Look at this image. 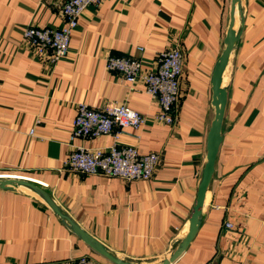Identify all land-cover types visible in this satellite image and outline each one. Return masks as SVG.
<instances>
[{
    "label": "crops",
    "instance_id": "1",
    "mask_svg": "<svg viewBox=\"0 0 264 264\" xmlns=\"http://www.w3.org/2000/svg\"><path fill=\"white\" fill-rule=\"evenodd\" d=\"M65 0H0V177L36 182L81 228L122 259L157 264L187 235L207 162L216 110L214 69L226 48L233 0H103L89 5L57 62L24 36L59 27ZM244 26L223 73L222 141L200 226L171 264H264V0H242ZM239 26L238 13L236 24ZM184 56L173 125L143 82L129 91L107 68L111 55L157 65L160 51ZM144 47L140 50L139 47ZM126 105L146 116L117 142L158 152L149 180L68 170L74 146L107 148L111 135L71 140L77 104ZM0 188V264H64L90 256L116 264L81 238L38 193ZM225 222L234 224L232 229Z\"/></svg>",
    "mask_w": 264,
    "mask_h": 264
},
{
    "label": "built area",
    "instance_id": "2",
    "mask_svg": "<svg viewBox=\"0 0 264 264\" xmlns=\"http://www.w3.org/2000/svg\"><path fill=\"white\" fill-rule=\"evenodd\" d=\"M103 0H65L62 7L63 24L59 27L26 26L25 38L40 51L51 50V60L57 62L68 55L71 34L78 26V20L89 5L99 6ZM144 50V47H139ZM157 65L145 68L141 58L111 55L107 68L119 73L133 92L135 84L141 81L147 94L157 100L160 110L155 114L158 123L173 125L176 121V108L180 95V82L183 74L184 56L179 46H170L159 52ZM146 122V116L126 105L106 102L101 106L88 103L77 104L71 140L111 135L114 144L107 148H85L74 146L66 168L85 174H100L132 180H149L158 167V152L141 153L133 145H120L117 140L126 128L138 129ZM224 227L232 229L234 224L225 222ZM64 264H100L96 259L84 255L73 258Z\"/></svg>",
    "mask_w": 264,
    "mask_h": 264
},
{
    "label": "water",
    "instance_id": "3",
    "mask_svg": "<svg viewBox=\"0 0 264 264\" xmlns=\"http://www.w3.org/2000/svg\"><path fill=\"white\" fill-rule=\"evenodd\" d=\"M233 19L232 24H236V12L239 16V26L237 29H234L230 26L227 38H226V48L223 51V54L219 58L213 74L214 87H215V96H214V106L216 114L210 128L208 136V154L207 162L204 166L200 185L198 188L197 198L195 200L194 206L192 208V213L190 217L189 231L187 235L180 241L177 248L171 253L170 257L163 259L160 263L157 264H171L175 261L181 253L187 248L193 237L195 236L201 220H202V210L204 206V201L208 187L212 180L217 154L219 147L222 141V127L225 115V108L227 103V90L225 87H222V78L223 73L228 63L229 56L231 52L236 47L239 42L243 26H244V11L242 7V0H233ZM25 187L38 194H40L54 209V211L59 214L64 220L68 222L70 228L74 230L81 238H83L92 248H94L99 253L107 256L116 264H146L142 262H133L130 260L122 259L115 255L109 248H107L102 242L95 239L83 228H81L74 220H72L50 197L48 192H46L42 186L25 178H16V177H0V188H17Z\"/></svg>",
    "mask_w": 264,
    "mask_h": 264
},
{
    "label": "bare ground",
    "instance_id": "4",
    "mask_svg": "<svg viewBox=\"0 0 264 264\" xmlns=\"http://www.w3.org/2000/svg\"><path fill=\"white\" fill-rule=\"evenodd\" d=\"M238 21H239V16H238ZM27 190H29V189H27ZM30 191V190H29ZM32 191V190H31ZM34 192V191H33Z\"/></svg>",
    "mask_w": 264,
    "mask_h": 264
}]
</instances>
